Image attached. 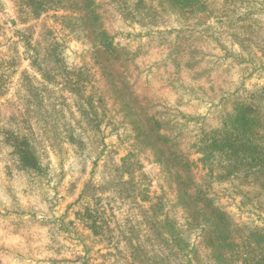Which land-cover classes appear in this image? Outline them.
<instances>
[{
    "label": "trees",
    "instance_id": "1",
    "mask_svg": "<svg viewBox=\"0 0 264 264\" xmlns=\"http://www.w3.org/2000/svg\"><path fill=\"white\" fill-rule=\"evenodd\" d=\"M11 1L24 24L52 15L86 41L91 63L69 64L50 31L22 38L31 72L13 52L0 58V264H89L63 258L64 216L43 230L31 210L56 206L47 148L62 144L81 174L93 150L123 154L106 158L100 184H84L74 212L105 261L264 264V85L246 83L264 74V0ZM115 20L146 42L118 41ZM195 101L208 112H189ZM220 196L260 221L237 223Z\"/></svg>",
    "mask_w": 264,
    "mask_h": 264
},
{
    "label": "rangeland",
    "instance_id": "2",
    "mask_svg": "<svg viewBox=\"0 0 264 264\" xmlns=\"http://www.w3.org/2000/svg\"><path fill=\"white\" fill-rule=\"evenodd\" d=\"M0 25L4 28L5 33L4 36L0 37V58L4 56L8 57L12 52L15 53L16 57L21 59V65L18 69L19 72L24 70L31 72L30 61L28 59L29 52H26L24 40H22L23 37H28L31 33H34L33 42H36L41 35H45L46 32L50 31L51 34L49 36L51 39L61 43L64 55L69 64L80 65L84 62L91 63L90 45L86 41L77 39L62 26L58 25L52 15L24 24L17 15L14 3L11 0H0ZM112 30L116 33L118 41H121L132 49H137V47L145 43L147 39L144 36L145 31H143L141 27L138 25H128L119 20H115L112 24ZM13 43L17 44V50L13 47ZM157 51V49L150 50L149 54L152 59H158L161 56ZM221 55L224 56L222 53ZM146 69H149V66ZM16 83V80H13L12 87H14ZM246 83L249 87L253 84L264 85V74L261 76L256 74ZM208 109L209 105L200 103L199 101L192 102L188 106L189 112L197 114H205L208 112ZM107 142L110 145V149H113L112 145L115 142L114 137L109 138ZM47 151V162L50 163L52 172L55 174V181L50 186H46L44 191L54 198L56 206L52 212L50 211L48 213L44 207V203H39L35 209L31 207V210L38 211V222H36L35 226L43 230L48 229L50 228V222L48 221L53 219L52 215L57 218L64 216L65 223L69 225L67 226L68 231L61 232L59 236L61 243L65 245L63 258L72 261H77L79 258H86L89 264H112L110 261H105L103 259V255L107 253L105 247L95 243L89 231L83 229V227L77 223L74 212L78 208L76 201L78 200V196L84 184L88 181H91L93 184H100L104 170L106 171L104 167L106 158L117 162L119 157H122L123 154H111V157L103 155L99 159H96L99 151L96 153V151L93 150L91 158L88 160L86 172L81 174L80 163L76 161L69 145L62 144L56 145L55 147L50 146L47 148ZM193 159L196 160L197 157ZM219 204L237 223L242 224L245 222L260 221L258 215L248 213L240 207L239 199L220 196ZM23 205L25 211L28 212L29 205L25 202ZM3 209V206L0 204V214L4 213ZM261 217L264 218V213ZM7 243H9V241H7ZM1 254H5L4 250H1ZM3 260L4 264H50L43 263V258L40 257L24 258L14 261L11 260L9 256L3 255Z\"/></svg>",
    "mask_w": 264,
    "mask_h": 264
}]
</instances>
